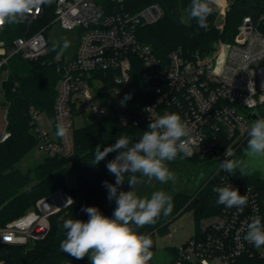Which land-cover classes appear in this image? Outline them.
<instances>
[{
	"label": "built area",
	"instance_id": "2783aa9c",
	"mask_svg": "<svg viewBox=\"0 0 264 264\" xmlns=\"http://www.w3.org/2000/svg\"><path fill=\"white\" fill-rule=\"evenodd\" d=\"M46 7L30 19L41 18ZM110 7L106 0H55L53 23L63 30L77 32V48L70 58L55 54L47 60L60 74L52 121L55 133L58 121L67 131L63 137L51 138L38 123L41 114L31 108L38 150L46 157L60 156L71 161L75 113L89 112L99 117L114 113L124 126L149 124L151 119L178 113L191 129V154L186 157L214 162L216 174H221V187L231 184L240 195L248 196V203L239 214L236 208L220 204L221 211L201 220L194 237L174 247L171 264H236L241 256L258 251L244 236L253 217L264 221L263 210L255 186L233 178L219 164L227 148L234 154L235 147L248 139L252 121L249 113L264 106V33L259 23L248 16L233 42L219 41L209 53L193 56L178 49L163 60L138 36L140 27L163 19V7L152 3L134 13ZM225 7H221L222 21L217 25L221 30ZM5 27L0 29L2 82L8 78V71L3 69L14 56L36 61L50 53L45 29L17 37L7 45L2 39ZM134 57L140 61L146 92L153 99L129 108L122 86L131 79ZM9 136L5 132L0 142ZM69 199L72 201L68 202ZM72 203V196L63 189L44 196L24 215L0 229V245L23 247L25 253L31 251L49 235L51 218L65 212Z\"/></svg>",
	"mask_w": 264,
	"mask_h": 264
},
{
	"label": "trees",
	"instance_id": "16d2710c",
	"mask_svg": "<svg viewBox=\"0 0 264 264\" xmlns=\"http://www.w3.org/2000/svg\"><path fill=\"white\" fill-rule=\"evenodd\" d=\"M110 8H120L126 12H137L142 8L159 3L165 12L162 20L150 26L140 27L138 36L141 42L150 45L155 55L163 60L175 50L182 49L186 56L196 53L206 54L213 50L219 41L233 42L238 33L239 26L245 17H251L264 33V0H230L226 10L223 29H219L215 22L218 17V7L208 18V28L197 29L196 22L181 24L180 17L185 16L190 0H106ZM45 14L30 23L18 25H6L2 39L7 45L20 36H30L45 29L48 31L53 26L55 0L51 5H46ZM186 18V17H185ZM58 51L50 50L48 56L39 60H23L14 56L4 67L8 71V78L1 83L3 96L0 99V107L6 113L9 138L0 142V229L10 221L24 215L35 203L51 192L63 189L73 198L72 205L62 213L51 218V231L47 238L38 242L34 248L25 253L23 247L0 245V261L5 264H90L87 257L77 260L67 253H63L59 247L65 239L66 231L62 228L65 219H80L87 221L88 215L81 211L82 207L95 206L100 211L111 217V201L108 200V192L103 187V182L115 184V177L109 174L106 164L115 158L116 152L109 155L99 164L95 165L94 150L97 145L108 147L116 142L120 135L129 136L133 142L139 139L149 124L139 126H124L118 120L116 114L110 113L99 121L86 124L74 129V157L71 161L60 157H44V160L29 169L27 172L20 170L18 163L37 148L39 140L35 131L36 123H33L31 108L40 114H46L52 121L54 116V104L56 100V87L60 79L56 66L48 64L47 60L57 54ZM63 56V55H62ZM140 61L134 57V68L131 79L122 86L124 98L129 108L143 105L152 101V96L146 92V83L142 78ZM247 140L235 147L231 159H243ZM181 154L177 159H183ZM198 160V157L189 160ZM204 160L213 164L209 159ZM75 173L78 184L73 189H68L67 176ZM214 166L210 175L205 178L195 189L192 195L179 194L172 200V212L164 216L161 214L154 224L145 225L137 231L148 235L152 241L156 233L166 235L171 220L181 216L188 209L194 211L196 227L204 218L218 214L221 205L217 204V194L214 187H221V174H216ZM129 175L125 174V183ZM139 176V174H137ZM233 178L241 179L255 186L260 195L264 216V179L258 172ZM124 183V184H125ZM122 186V185H121ZM174 252V248L172 249ZM236 264H264V257L259 251L253 254L241 256Z\"/></svg>",
	"mask_w": 264,
	"mask_h": 264
},
{
	"label": "clouds",
	"instance_id": "9594fccd",
	"mask_svg": "<svg viewBox=\"0 0 264 264\" xmlns=\"http://www.w3.org/2000/svg\"><path fill=\"white\" fill-rule=\"evenodd\" d=\"M216 2L190 0L186 9L187 18L182 15L180 23L188 24L194 20L197 29L207 30L208 18L216 10ZM52 3L53 0H0V29L6 25L30 23V17ZM70 45L71 42L62 37L60 41L52 42V50L59 49L57 55L62 56ZM130 99V94L124 98L125 101ZM147 111L150 112L151 108ZM66 131L65 125L58 121L56 135L63 137ZM190 135L187 122L178 113H168L151 119L148 129L135 142L127 135H120L114 144L103 150L97 145L94 150L95 165L109 153H118L106 164L109 174L115 177V184L104 181L102 185L108 192V200L114 199L116 207L111 217L104 215L98 207L85 206L81 211L88 215L87 221L65 219L62 228L66 237L60 242L61 251L77 260L87 257L90 264H148L153 256V241L137 229L156 223L161 214L169 215L173 209L172 196L160 190L154 191L150 197H140L136 186L144 182L143 178L149 183L153 179L162 184L175 183L176 176L167 162L174 161L181 154H191L188 151ZM247 135L246 160L229 158L234 154L227 148L225 158L219 164L222 171L233 174L239 169L246 175L255 166L264 165V118L253 120ZM125 174H131L127 180L132 189L130 191L119 190L125 183ZM213 191L217 194V204L236 208L237 214L247 206L248 196L240 195L231 184L214 187ZM244 239L257 249L264 247V221L259 216L253 217L247 224Z\"/></svg>",
	"mask_w": 264,
	"mask_h": 264
},
{
	"label": "rangeland",
	"instance_id": "374dc122",
	"mask_svg": "<svg viewBox=\"0 0 264 264\" xmlns=\"http://www.w3.org/2000/svg\"><path fill=\"white\" fill-rule=\"evenodd\" d=\"M229 5L230 0H217L216 6L218 7V17L215 22L216 26L219 25L222 21L221 7L226 6L225 8H228ZM185 17L187 18V13L185 14ZM62 37H66L71 42L70 47L63 54L65 58H70L76 52L77 32L63 30L57 24L50 26L47 31L49 50H52V42L54 40L60 41ZM56 51H59V49H57ZM2 80V73H0V99L3 96L1 86ZM260 115L262 118H264V106L260 109ZM100 118L101 117L89 112L84 115L82 113H75L73 118L74 126L76 128H80L85 126L86 124L97 122L100 120ZM38 123L40 126L46 129V131L50 134V137L51 135H53V122L46 114L40 115ZM251 123L252 121H250V126ZM6 128V111L0 107V138L6 132ZM44 157L45 155L38 150L37 146V148H34L18 163L17 167L23 172H27L29 169L40 164L44 160ZM198 158V160H189L188 157L184 156L183 159H177L176 161L167 162L169 169L176 176V182H168L162 184L159 181L153 179L151 183H149L146 178H143L144 182L136 186L137 195L140 197H150L154 191L160 190H163L171 195L172 200L179 194L192 195L195 192L196 187L210 175L214 167L213 164L204 160L202 157ZM67 178L68 189H73L78 181L75 173H70ZM119 190L130 191L132 189L129 183L126 182L125 184L120 186ZM111 204L116 205L114 199L111 201ZM196 232L197 227L194 211L192 209H188L181 216L169 222L168 233L166 235H161L160 233L155 234L151 249V251L153 252V256L152 259L148 261V264H170V249L176 246H180L182 243H185L190 238L194 237ZM258 251L261 256L264 257V247L259 248Z\"/></svg>",
	"mask_w": 264,
	"mask_h": 264
},
{
	"label": "water",
	"instance_id": "95a60500",
	"mask_svg": "<svg viewBox=\"0 0 264 264\" xmlns=\"http://www.w3.org/2000/svg\"><path fill=\"white\" fill-rule=\"evenodd\" d=\"M249 118L253 121L255 119H258V118H262L261 115H260V111H252L249 113ZM242 161L246 160V158H243L241 159ZM255 172H261L262 171V176L261 178L264 179V165H257L255 166V169L253 170ZM235 174L237 176H242L243 174L240 172L239 169L236 170Z\"/></svg>",
	"mask_w": 264,
	"mask_h": 264
},
{
	"label": "crops",
	"instance_id": "0c3cea01",
	"mask_svg": "<svg viewBox=\"0 0 264 264\" xmlns=\"http://www.w3.org/2000/svg\"><path fill=\"white\" fill-rule=\"evenodd\" d=\"M53 126H54V125H53ZM51 138L56 139L55 129H54V133H53V135H51ZM75 176H76V174H75ZM67 177H68V176H67ZM76 178H77V176H76ZM67 180H68V178H67ZM67 183H68V182H67ZM77 184H78V181H77L76 185H75L73 188H75V187L77 186ZM70 187H72V186H70ZM111 205H113V206H111V207H112V214H111V216H112L116 205H114V204H111ZM172 249H173V248H172ZM172 249H170V254H171V257H170V264H171V262H172V260H173V257H174V252H172Z\"/></svg>",
	"mask_w": 264,
	"mask_h": 264
},
{
	"label": "flooded vegetation",
	"instance_id": "af4514ba",
	"mask_svg": "<svg viewBox=\"0 0 264 264\" xmlns=\"http://www.w3.org/2000/svg\"><path fill=\"white\" fill-rule=\"evenodd\" d=\"M258 174L261 175V176L263 175V174H262V171H261V172H258Z\"/></svg>",
	"mask_w": 264,
	"mask_h": 264
}]
</instances>
